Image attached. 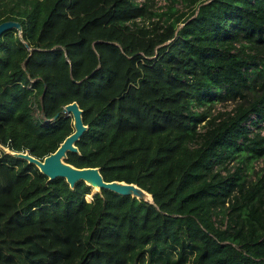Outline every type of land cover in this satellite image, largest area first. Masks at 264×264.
<instances>
[{"label":"trees","instance_id":"1","mask_svg":"<svg viewBox=\"0 0 264 264\" xmlns=\"http://www.w3.org/2000/svg\"><path fill=\"white\" fill-rule=\"evenodd\" d=\"M164 1L0 0L21 26L0 37V264H264V173L239 167L264 157V0ZM74 101L87 130L65 161L152 203L88 201L6 152H54Z\"/></svg>","mask_w":264,"mask_h":264},{"label":"water","instance_id":"2","mask_svg":"<svg viewBox=\"0 0 264 264\" xmlns=\"http://www.w3.org/2000/svg\"><path fill=\"white\" fill-rule=\"evenodd\" d=\"M11 29L20 32L21 26L18 22L12 20L1 22L0 37L4 32ZM62 112L66 116L72 117L73 131L64 138L54 152L45 156L42 160L30 155L27 151L15 152L5 149L6 152L36 166L39 172L46 176L48 180L64 179L70 188H74L76 183L82 181L91 188L96 189V191L106 189L119 195L131 196L152 203L151 195L136 184L116 180L107 182L104 181L98 167L77 168L65 161L68 152L78 153L75 144L87 130V125L83 123L82 110L77 102L74 101L65 105ZM147 195L150 197H147Z\"/></svg>","mask_w":264,"mask_h":264},{"label":"rangeland","instance_id":"3","mask_svg":"<svg viewBox=\"0 0 264 264\" xmlns=\"http://www.w3.org/2000/svg\"><path fill=\"white\" fill-rule=\"evenodd\" d=\"M165 1L164 0H154V9L155 10H165ZM175 8L178 11H186L184 6L180 3L175 5ZM236 103L232 101H227V102H221V103H216L214 106H211L210 108L206 109L209 117L214 118L216 117L217 121L222 120L225 118L227 115H233L235 111ZM205 107L198 108L199 111L203 110ZM34 114L36 117H40V110L34 105ZM205 121H203L202 124H204ZM255 132L256 130H252ZM238 163L235 161L230 162L227 164V169L224 170L222 173L225 175L226 173L230 172L232 173L235 168L237 167ZM240 170L242 173L245 175V177L249 181H255L257 179V176H260L264 173V157H261L257 160L251 161L247 166L239 165ZM97 192L96 189L91 188L90 194H87L85 196L86 200L90 201L92 199V195Z\"/></svg>","mask_w":264,"mask_h":264},{"label":"built area","instance_id":"4","mask_svg":"<svg viewBox=\"0 0 264 264\" xmlns=\"http://www.w3.org/2000/svg\"><path fill=\"white\" fill-rule=\"evenodd\" d=\"M142 0H136V2H141ZM139 19H137V21H138Z\"/></svg>","mask_w":264,"mask_h":264},{"label":"bare ground","instance_id":"5","mask_svg":"<svg viewBox=\"0 0 264 264\" xmlns=\"http://www.w3.org/2000/svg\"><path fill=\"white\" fill-rule=\"evenodd\" d=\"M147 197H150L149 195H147Z\"/></svg>","mask_w":264,"mask_h":264}]
</instances>
